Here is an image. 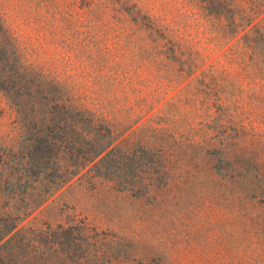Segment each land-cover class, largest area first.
<instances>
[{
	"label": "rangeland",
	"instance_id": "374dc122",
	"mask_svg": "<svg viewBox=\"0 0 264 264\" xmlns=\"http://www.w3.org/2000/svg\"><path fill=\"white\" fill-rule=\"evenodd\" d=\"M0 15L23 62L165 171L144 195L73 178L33 226L83 225L106 264H264V0H0ZM14 116L0 96V152Z\"/></svg>",
	"mask_w": 264,
	"mask_h": 264
},
{
	"label": "trees",
	"instance_id": "16d2710c",
	"mask_svg": "<svg viewBox=\"0 0 264 264\" xmlns=\"http://www.w3.org/2000/svg\"><path fill=\"white\" fill-rule=\"evenodd\" d=\"M0 96L15 115L18 133L0 152V264L108 263L105 245L96 244L83 225L75 233V225L49 232L33 226L30 215L85 175L144 195L164 179L162 160L123 143L112 121L85 107L67 84L23 62L1 15Z\"/></svg>",
	"mask_w": 264,
	"mask_h": 264
}]
</instances>
